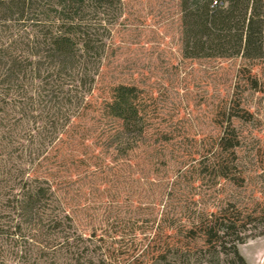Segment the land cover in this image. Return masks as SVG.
<instances>
[{
  "label": "trees",
  "instance_id": "obj_1",
  "mask_svg": "<svg viewBox=\"0 0 264 264\" xmlns=\"http://www.w3.org/2000/svg\"><path fill=\"white\" fill-rule=\"evenodd\" d=\"M121 8L122 0H0V264H248L239 244L250 224L260 226L259 203L208 204L201 191L180 187L194 174L244 185L236 173L242 139L229 133L232 118L244 115L230 113L231 100L220 109L229 117L218 139L151 203L144 239L76 224L49 164L62 136L91 108L110 123L107 135L123 156L149 147L153 129L147 95L134 84L112 85L93 106ZM180 8L184 57H264V0H180ZM164 149L153 148L161 163L169 161Z\"/></svg>",
  "mask_w": 264,
  "mask_h": 264
},
{
  "label": "rangeland",
  "instance_id": "obj_2",
  "mask_svg": "<svg viewBox=\"0 0 264 264\" xmlns=\"http://www.w3.org/2000/svg\"><path fill=\"white\" fill-rule=\"evenodd\" d=\"M107 44L93 106L98 109L112 85L134 84L147 95L153 129L149 147L123 156L107 135L110 123L91 108L76 121L70 137L58 141L49 164L77 226L88 232L105 230L118 240L124 236L125 242L144 239L151 203L178 170L191 169L201 158L191 159L218 139L229 117L220 109L224 100H231L230 113L244 115L233 117L229 129L242 139L236 173L245 177L244 185L223 179L202 182L194 174L180 187L189 184L192 191H201L208 204L240 200L252 209L258 202L260 226H248L251 237L239 250L248 264H264V234H259L264 229V57H184L180 0H122ZM165 136L168 143L162 144ZM161 145L166 163L153 151Z\"/></svg>",
  "mask_w": 264,
  "mask_h": 264
}]
</instances>
